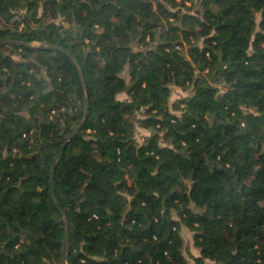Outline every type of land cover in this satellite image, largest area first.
Returning a JSON list of instances; mask_svg holds the SVG:
<instances>
[{
  "label": "trees",
  "instance_id": "16d2710c",
  "mask_svg": "<svg viewBox=\"0 0 264 264\" xmlns=\"http://www.w3.org/2000/svg\"><path fill=\"white\" fill-rule=\"evenodd\" d=\"M4 38L89 106L52 185L80 73L0 44V264H264V0H0Z\"/></svg>",
  "mask_w": 264,
  "mask_h": 264
},
{
  "label": "water",
  "instance_id": "95a60500",
  "mask_svg": "<svg viewBox=\"0 0 264 264\" xmlns=\"http://www.w3.org/2000/svg\"><path fill=\"white\" fill-rule=\"evenodd\" d=\"M0 44H18V45H22V46H26V47H30V48H34V49H48V50H53V51H62V52H65L66 54H68L69 56H71L74 59L76 65H77L78 71L80 73V76H81V79H82V82H83V87H84L86 111H85V116H84L83 120L76 126V128L74 129L72 134L69 135L66 138V140L63 143V146H62L58 156L55 159V164H54V167H53V169L51 171V182H52V185H54V175H55L54 169L57 166V163H58V161H59V159L61 157V154L64 151L65 147L67 146V143L76 135L78 130L85 124V122L87 120V117H88V106H89V104H88L87 93H86V82H85V77H84V74H83V70H82L81 64H80L78 58L70 50H68V49H66L64 47H59V46L52 45V44H49V43H45V42H42V41L26 42V41L19 40V39H14V38H4V39H0ZM52 196H53V199L56 202L57 206L61 209V211L63 212L64 217H65L66 236H65L64 243L66 244V246H68V244H69V220L67 218L66 212L63 210V208L61 207L58 199L54 195V189H52ZM62 263L63 264H69L68 263L67 247L64 249V256H63Z\"/></svg>",
  "mask_w": 264,
  "mask_h": 264
},
{
  "label": "rangeland",
  "instance_id": "374dc122",
  "mask_svg": "<svg viewBox=\"0 0 264 264\" xmlns=\"http://www.w3.org/2000/svg\"><path fill=\"white\" fill-rule=\"evenodd\" d=\"M189 5H191V4H189ZM6 52H9V49L6 50ZM17 57L19 58V55H17ZM125 76L128 77V72H125ZM191 94H192V92L190 90H184L178 86L173 85L172 86V94H171V98H170V104L173 105V103L178 101V100H181L183 98H188ZM119 98L125 100V99H128V95L126 93H121L119 95ZM151 133H152V131H150V130L137 127L136 139L139 142H143L144 139L147 136H149ZM173 215L175 218H178L176 213H173ZM182 235L185 239V244H186L185 253L190 258V260L193 261V258L200 254L199 253L200 251L196 247L195 242H194L193 231H191L187 227L183 226L182 227ZM207 264H215V263L212 262L211 260H208Z\"/></svg>",
  "mask_w": 264,
  "mask_h": 264
}]
</instances>
